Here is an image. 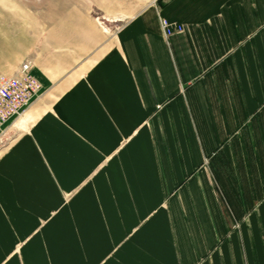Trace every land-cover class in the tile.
Instances as JSON below:
<instances>
[{
	"label": "crops",
	"instance_id": "0c3cea01",
	"mask_svg": "<svg viewBox=\"0 0 264 264\" xmlns=\"http://www.w3.org/2000/svg\"><path fill=\"white\" fill-rule=\"evenodd\" d=\"M66 27L25 57L42 92L0 148V264H264V0Z\"/></svg>",
	"mask_w": 264,
	"mask_h": 264
},
{
	"label": "rangeland",
	"instance_id": "374dc122",
	"mask_svg": "<svg viewBox=\"0 0 264 264\" xmlns=\"http://www.w3.org/2000/svg\"><path fill=\"white\" fill-rule=\"evenodd\" d=\"M151 1L0 0V76H12L25 60H30L34 69L33 59L25 57L38 58L40 46L54 42L57 31L62 38L63 30L70 29L66 24L73 22L79 12L89 14L101 36L109 41L128 19ZM26 112L20 119H31ZM11 124L0 131L1 149L21 131L17 127L9 130Z\"/></svg>",
	"mask_w": 264,
	"mask_h": 264
},
{
	"label": "built area",
	"instance_id": "2783aa9c",
	"mask_svg": "<svg viewBox=\"0 0 264 264\" xmlns=\"http://www.w3.org/2000/svg\"><path fill=\"white\" fill-rule=\"evenodd\" d=\"M166 28L165 34L172 35V31L167 28V23L161 21ZM176 33H181L183 28L178 26ZM28 66H23L20 76L15 78L0 77V126L6 120L14 117L17 110L22 105H27L30 102L31 95L39 91V86L32 76L29 75Z\"/></svg>",
	"mask_w": 264,
	"mask_h": 264
},
{
	"label": "bare ground",
	"instance_id": "6f19581e",
	"mask_svg": "<svg viewBox=\"0 0 264 264\" xmlns=\"http://www.w3.org/2000/svg\"><path fill=\"white\" fill-rule=\"evenodd\" d=\"M161 21H165V20H160V28H161V30H162V33H163V36L165 37V38H168L169 36H167L166 34H165V30H166V28L163 26V24L161 23ZM166 23H167V28L169 27V29L172 31V34H174V33H176V29H177V27L175 28V29H172L170 26H169V24H168V22L167 21H165ZM28 66V68H29V75L30 76H32L33 77V79L36 81V83L38 84V88H39V91H37L34 95H31V97H30V102H28L27 103V105L25 104V105H22V106H20V108L17 110V112H16V114L14 115V117H11L10 119H8V120H6L5 121V123L3 124V125H1L0 126V131L5 127V126H7L8 124L10 125L11 123V126L9 127V128H11L12 126H13V124L15 123V121L16 120H18L19 118H20V116L22 115V114H24L27 110H28V107L34 102V101H36L39 97H40V95H41V92H42V86L40 85V83L34 78V76H33V74H32V71H33V66H32V64H31V62H30V60L28 61V60H25L24 62H22L21 64H20V66L18 67V69L15 71V73L12 75V76H10V77H5V78H15V76L17 77H19L20 76V74H21V69H22V67L23 66ZM0 77H3V76H0ZM22 113V114H21ZM14 120V121H13ZM10 130V129H9ZM1 139V138H0Z\"/></svg>",
	"mask_w": 264,
	"mask_h": 264
}]
</instances>
